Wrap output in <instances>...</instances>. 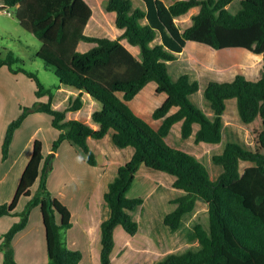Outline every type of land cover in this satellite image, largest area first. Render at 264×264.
Here are the masks:
<instances>
[{
	"label": "trees",
	"instance_id": "trees-1",
	"mask_svg": "<svg viewBox=\"0 0 264 264\" xmlns=\"http://www.w3.org/2000/svg\"><path fill=\"white\" fill-rule=\"evenodd\" d=\"M143 1L146 8L135 6L133 0H107V10L117 13L116 25L124 30L119 37L110 38L85 33L94 11L87 0H4L6 7L15 9L21 25L41 40L35 53L60 79L59 84L46 86L35 72L25 67L24 59L13 50L0 47V69L7 66L14 73L23 72L37 85V101L25 107L8 125L3 159L9 157L15 133L29 112L50 114L53 126L60 130L52 144L53 154L46 156L43 140H34L32 157L13 199L0 203V217L14 214L20 217L0 243L4 264H19L13 240L28 225L36 206L42 209L47 231L48 264L81 263L82 251L70 248L63 235V230L73 224L71 209L54 196L48 178L56 152L65 140L80 147L87 161L97 165L89 138H104L110 131L117 146H133L135 152L119 167L105 193L111 215L101 225L102 264L112 262L117 226L122 225L131 235L139 230L132 211L139 209L145 199L130 197L128 192L143 165L174 175V186L185 190V194L173 199L177 207L165 217L172 230L179 229L184 216L195 211L198 200L209 205L208 226L199 222L189 233L190 239L200 242L199 248L171 253L154 264H264V62L259 79L238 73L233 80H211L207 84L204 97L214 112L212 117L192 100V95L200 90L199 80L184 73L173 81L169 72V62L177 58L176 53L182 52L189 41L216 49L246 48L262 53L264 60V0H240L236 12L229 8L235 0ZM197 6L200 11L193 15L192 25L183 30L177 18ZM158 36L161 42L153 44ZM125 38L140 46V57L122 42ZM81 40L96 44L83 52L78 49ZM251 56L254 60L259 58L255 54ZM153 80L158 83L157 91L168 95L154 112L155 118L163 119L159 128L129 104ZM61 84L82 90L63 110L53 106L55 89ZM83 91L103 105L93 113L94 120L101 125L98 129L79 119H67L68 111L83 107ZM45 96L48 99L42 100ZM230 98H237L243 122L262 118L263 128L258 134L260 148L250 150L237 142H228L224 151L213 157L214 163L224 168L214 180L203 160L171 145L166 137L175 123L183 121L184 138L193 134L198 123L197 142H221L223 114ZM173 107L178 109L171 113ZM242 160L255 164L241 172ZM23 196L28 201L22 211H16Z\"/></svg>",
	"mask_w": 264,
	"mask_h": 264
},
{
	"label": "crops",
	"instance_id": "crops-1",
	"mask_svg": "<svg viewBox=\"0 0 264 264\" xmlns=\"http://www.w3.org/2000/svg\"><path fill=\"white\" fill-rule=\"evenodd\" d=\"M87 1L90 3L89 0ZM0 7V11H2L4 8H7L5 6L4 0H0ZM140 7L146 8V4L144 3V5H140ZM108 12L112 13V19L116 23L117 13L115 11ZM94 15L95 13L93 11V16L85 28L86 34L117 38L124 32L123 29L116 25L119 29H116L114 33H109L105 27V24L101 21H96ZM103 15L105 14L103 13ZM143 22L145 23L146 20ZM92 25L95 28V31H92ZM122 42L137 57L141 56V48L139 45L131 44L126 38L123 39ZM160 42L161 36H158L153 44ZM95 44L96 43L94 42L81 40L78 44V49L84 52L92 48ZM189 44L190 41L182 52L176 53L177 58L174 61L169 62V66L175 65L177 68L182 67V69H186V66L188 67L187 64H189V62H191V60L194 58L192 57V52H189V54H186L185 52L186 49H188ZM234 78H232V80ZM146 87L147 85L137 94V96ZM204 90L201 89L200 85V90L198 92L202 91L203 93V103L201 105L206 113L212 117L214 112L204 97ZM81 92L82 90L77 89L76 87L61 84V86L57 88V92H55L53 106L61 110L66 109L69 106L71 100L76 98ZM82 94L84 102L83 107L79 110L68 111L67 119H79L91 125L93 128L98 129L101 125L99 122L94 120L93 113L96 110L102 109L103 105L88 91H83ZM45 97H43L42 100H47L48 97ZM230 99L227 100V103ZM131 101H129L130 106ZM177 109L178 107H173L171 113L175 112ZM85 110L87 111L84 114ZM134 111L148 120L139 110ZM226 112L227 108L223 114V130L226 136H229L227 131H233L235 129V125H237V119L241 117L235 115L236 117L234 118L233 122ZM258 118L251 123H247L246 125L248 130L256 128L258 131L256 132L255 130L254 133L257 134V136L263 128V121H261L262 118L260 117L261 120ZM158 119H161L163 122L162 118ZM149 122L155 128H159L162 124L161 122L160 125L155 126L151 121ZM8 124L9 122H4V125L0 130V203L9 202L13 199L19 186L22 174L32 157L33 142L35 139L32 137L30 139L31 141L26 144L24 148H21V146L18 145V138L20 136L19 132L22 130L21 126L13 140L9 157L4 160L3 143ZM182 124L183 121L175 123L169 135L166 137L170 144L171 132L175 126L178 125L182 130ZM255 125L256 127H254ZM199 128L200 125L196 123L194 125L193 134L190 137L185 138L186 140H189V142H192L195 145V148L193 146L187 147V143L184 146H175L174 144L171 145L191 152L203 161H206L205 158H210L211 161H213L214 155L222 153L225 149L224 148L222 150V148H220V150L215 152L214 146H220L223 140L214 144L204 141L197 142L196 133ZM57 131L59 133V130ZM112 134L113 131H110L104 138H89V144L94 150L98 160L97 165L89 163L86 157L81 155L80 148L71 145L68 140H65L56 152L53 170L48 178V186L53 192L54 196L62 200L71 209L73 224L67 230H63V235L70 248L82 251L83 258L80 264H102L101 254L103 243L101 225L103 221L108 219L111 215V208L105 200V193L108 191L111 181H113L117 176L119 167L130 160L135 152V148L133 146L124 148L120 147L118 149L119 146L114 143ZM112 143L117 147H114ZM129 147H133L134 149H129ZM51 152L52 146H49L44 142L45 155L47 156ZM208 154L209 157H207ZM243 164L245 165L242 167ZM254 164L255 163L252 161L242 160L240 163L241 172H243L248 166H252ZM207 165L214 180H216L224 170L222 165L216 164V170L215 173H213L209 164ZM162 177L164 176H161L160 178L158 173L155 174L153 172H149V169H145L143 166H141L136 175L135 181L138 178H142L145 181L150 180L152 183H155L154 189L156 191L160 190L161 187L167 188L169 184V186H171V194L174 192L178 193H175L173 196L167 198V201L170 204H173L172 208H169L166 212L161 213L159 209H156V207L153 206L154 204L151 205V198L153 197V200H155L156 197L154 193H149L148 196H145L144 204L139 209L132 211L133 217L139 222L138 232L134 235H131L122 225L116 227L115 247L112 253L111 264H154L165 259L171 253H183L189 249L199 248L200 242L198 240L189 238V233L193 230L194 226L199 223L197 221V212L194 211L192 213L186 214L183 218L181 227L177 230H172L165 223L166 215L169 213V211L171 212L177 207V204L171 203L170 199H175L179 196H182L185 194V190L181 188L177 189V187H175L176 189L174 188V181L176 180V177H170L167 180L168 182L166 183V186L163 184L159 185L160 180L162 181ZM38 184L39 180L33 186V190L37 188ZM156 198L160 199L161 195L158 194ZM164 198L165 197H163V199ZM27 201L28 197H21L16 207V211L22 210L23 208L21 205H26ZM202 204H205L209 211L208 203L201 200L197 201L196 209ZM19 218L20 217L15 214L0 217V243L3 241L2 235H4L10 229V227L19 220ZM58 219L60 220V216H58ZM13 245L15 249V257L19 264L49 263L47 231L44 223L43 212L40 206H36L32 210L28 225L16 234L13 240ZM0 264H4L3 252H0Z\"/></svg>",
	"mask_w": 264,
	"mask_h": 264
},
{
	"label": "rangeland",
	"instance_id": "rangeland-1",
	"mask_svg": "<svg viewBox=\"0 0 264 264\" xmlns=\"http://www.w3.org/2000/svg\"><path fill=\"white\" fill-rule=\"evenodd\" d=\"M89 1L94 9L96 21L103 22L109 33H114L116 29H119L116 26L115 21L112 19V13H109L106 8V0ZM165 1L167 3L173 2V0ZM133 2L135 6L144 5L142 0H133ZM229 8L233 12H236L238 8H240V0H235L229 5ZM199 11V6L194 7L191 11L177 19L183 30L193 23V15ZM9 12L11 14H9ZM103 13L105 15H103ZM92 31H95L93 25ZM41 44L42 43L39 38L21 25L14 8L7 7L0 11V47L13 50L17 56L24 59L25 67L35 72L46 86L57 85L60 83V79L57 74L35 53ZM185 52L186 54L192 52V57L194 58L191 62H189V64H187L188 67L186 66V69H182V67L177 68L175 65L169 66V72L173 81H176L182 74L189 73L192 79L199 80L201 89L204 90L211 80H232V78H234L238 73H242L247 78L252 80L259 79L262 76L264 62L263 54L256 53L246 48L231 47L216 49L201 42L190 41L188 49H186ZM252 54L259 56V58L256 57L257 59L254 60L251 56ZM36 87V82L25 73H14L7 66L0 69V130L4 125V122L10 123L23 113L25 107L33 106L34 102L37 101ZM55 91L57 92V89H55ZM202 95L203 93L200 91L192 96V100L201 107V104L203 103ZM166 97V92L160 93L157 91V83L153 80L149 82L147 87L131 101V106L134 110L142 112V114H144V116L155 126H158L162 120L155 118L154 112L164 102ZM86 111L87 110L84 111V114ZM226 113L230 116L233 122L236 117L235 115L240 117L237 98H232L228 101ZM258 119L261 120L260 117ZM236 122L237 125H235V129L233 131H227L229 136H226L223 130V141L220 146H214L215 152L220 150V148L223 150L228 142H237L250 150H257L260 148L258 136L254 133L255 130L256 132L258 130L256 128L248 130L246 128L247 123L243 122L241 118L237 119ZM21 126L22 130H20V136L18 138V145L21 146V148H24L26 144L31 141L30 139L32 137L35 139L40 138L43 142L52 146L53 140L58 138L60 134V130L52 124V116L46 112H29ZM254 127H256V125ZM57 130H59V133ZM181 135V128H179V125L175 126L171 132V144H174L175 146H184L187 143V147L193 146L195 148V145L192 142H189V140H186ZM69 143L73 145L70 141ZM112 145L117 147L113 143ZM74 146L80 148L76 145ZM119 148L120 147H118V149ZM129 149L134 148L129 147ZM80 150L81 155L85 156L81 148ZM51 153L53 154V152ZM207 157H209V154ZM205 160L206 161L204 162H207L212 169V172L215 173L217 165L211 161L210 158H205ZM244 165L245 164H243L242 167ZM143 167L145 169H149V172H153L155 174L158 173L160 178L161 176H164L162 177V181L159 179V185L163 184L166 186V183L168 182L167 180L170 177L175 178L174 175L168 172L155 170L147 167L146 165H143ZM154 186L155 183H152L150 180L145 181L142 178H138L129 190L128 196H141L144 198L145 196H148L149 193H154L156 197L160 194V199L155 197V200H153V197L151 198V205L154 204L153 206H155L156 209H159L161 213L166 212L169 208H172L173 205L167 201V198L173 196L176 192L171 194V186H169V184L167 188L161 187L158 191L154 189ZM163 197L165 198L163 199ZM172 201L173 198L170 199L171 203H173ZM21 206L24 209L25 205ZM206 207L207 206L205 204H202L195 210V212L198 213L197 221L208 226L209 211Z\"/></svg>",
	"mask_w": 264,
	"mask_h": 264
},
{
	"label": "built area",
	"instance_id": "built-area-1",
	"mask_svg": "<svg viewBox=\"0 0 264 264\" xmlns=\"http://www.w3.org/2000/svg\"><path fill=\"white\" fill-rule=\"evenodd\" d=\"M0 10H1V7H0ZM9 14H11V13L9 12Z\"/></svg>",
	"mask_w": 264,
	"mask_h": 264
}]
</instances>
